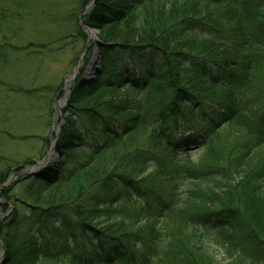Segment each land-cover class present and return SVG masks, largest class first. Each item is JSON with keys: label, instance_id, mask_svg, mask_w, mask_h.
Returning a JSON list of instances; mask_svg holds the SVG:
<instances>
[{"label": "trees", "instance_id": "16d2710c", "mask_svg": "<svg viewBox=\"0 0 264 264\" xmlns=\"http://www.w3.org/2000/svg\"><path fill=\"white\" fill-rule=\"evenodd\" d=\"M81 21L100 71L71 86L54 169L17 177L3 264H264V0H97Z\"/></svg>", "mask_w": 264, "mask_h": 264}, {"label": "rangeland", "instance_id": "374dc122", "mask_svg": "<svg viewBox=\"0 0 264 264\" xmlns=\"http://www.w3.org/2000/svg\"><path fill=\"white\" fill-rule=\"evenodd\" d=\"M96 2L90 0L78 16L73 13L78 14L81 0H3L0 4L1 10L10 12V18L1 17L0 21V53L6 61L0 63V172L27 159L35 160L19 173H10L0 185V205L6 207L5 212L0 208V225L12 213L13 199L22 192L17 175H34L54 169L58 163L56 147L66 126L63 110L76 78L82 75L84 81L91 82L100 71L99 32L81 21ZM57 87H61L62 96L53 97ZM15 89L32 95H16ZM117 98H125L124 91H119ZM50 99L48 112L45 103ZM200 155L201 149L190 151L191 161L196 163ZM6 189L9 201L1 196ZM5 253L0 241V264ZM218 256L227 259L223 253Z\"/></svg>", "mask_w": 264, "mask_h": 264}, {"label": "bare ground", "instance_id": "6f19581e", "mask_svg": "<svg viewBox=\"0 0 264 264\" xmlns=\"http://www.w3.org/2000/svg\"><path fill=\"white\" fill-rule=\"evenodd\" d=\"M90 37L92 38L93 37V34L92 33H89ZM52 157V156H51Z\"/></svg>", "mask_w": 264, "mask_h": 264}, {"label": "water", "instance_id": "95a60500", "mask_svg": "<svg viewBox=\"0 0 264 264\" xmlns=\"http://www.w3.org/2000/svg\"><path fill=\"white\" fill-rule=\"evenodd\" d=\"M18 176V175H17Z\"/></svg>", "mask_w": 264, "mask_h": 264}]
</instances>
